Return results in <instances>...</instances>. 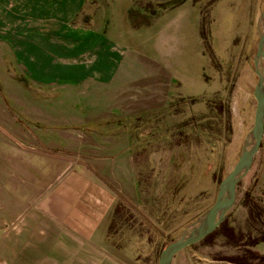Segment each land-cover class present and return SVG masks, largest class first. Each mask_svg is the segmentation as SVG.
<instances>
[{"label":"rangeland","instance_id":"1","mask_svg":"<svg viewBox=\"0 0 264 264\" xmlns=\"http://www.w3.org/2000/svg\"><path fill=\"white\" fill-rule=\"evenodd\" d=\"M263 1L89 0L84 13L106 12L110 38L127 49L115 94L97 81L94 94L76 87L83 78L73 85L27 76L0 44V204L14 203L17 226L71 166L79 171L73 183L95 177L127 204L126 218L112 217L125 264H159L164 244L214 204L220 183L211 170L233 169L254 125ZM219 100L231 106V131ZM181 152L186 160L176 171L170 158ZM175 184L183 201L168 207ZM256 205L259 222L251 217ZM228 214L246 235L240 245L218 235L183 249L173 264H264V241L252 244L264 234V138Z\"/></svg>","mask_w":264,"mask_h":264},{"label":"crops","instance_id":"2","mask_svg":"<svg viewBox=\"0 0 264 264\" xmlns=\"http://www.w3.org/2000/svg\"><path fill=\"white\" fill-rule=\"evenodd\" d=\"M88 1L0 0V29L8 30L0 44L8 59L43 82L76 85L83 78L76 87L88 93H96V86L117 93L124 85L113 88L112 80L127 49L110 38L106 12L95 13L92 6L91 14L84 13ZM84 15H91L89 21ZM158 93L153 92L155 99ZM118 159L114 170L121 174ZM78 172L70 166L47 184L18 226L14 203L0 204V264H125L126 251L111 229L115 196L95 177L73 183Z\"/></svg>","mask_w":264,"mask_h":264},{"label":"water","instance_id":"3","mask_svg":"<svg viewBox=\"0 0 264 264\" xmlns=\"http://www.w3.org/2000/svg\"><path fill=\"white\" fill-rule=\"evenodd\" d=\"M259 38L253 69L258 76L254 89L257 100L254 125L245 139L233 169L222 179L214 204L184 228L162 251L159 264H173L175 255L214 232L224 221L237 199V186L251 169L264 138V1L258 18Z\"/></svg>","mask_w":264,"mask_h":264},{"label":"trees","instance_id":"4","mask_svg":"<svg viewBox=\"0 0 264 264\" xmlns=\"http://www.w3.org/2000/svg\"><path fill=\"white\" fill-rule=\"evenodd\" d=\"M196 1H201V0H196ZM202 34L203 36H205V32L204 30H202ZM229 101V100H228ZM217 108L219 109V111L223 114H225L226 116V120H227V124H226V127L228 128V130L232 129V125H231V117H232V110H231V106L230 104L228 103L226 105V101L224 100H219L217 102ZM185 154L184 153H177L176 155L173 154L170 158V163L171 165L173 166V168L176 170V171H179L183 168L184 166V163H185ZM225 177V175L221 172V170L219 168H214L211 170V178L216 181L217 183H221L222 179ZM170 187V185H169ZM168 187V188H169ZM181 185L179 184H175L173 186V190H171V195L168 196L167 194V201H166V205L169 206H175L176 207V204H181L182 201H183V196L184 195H181ZM171 188V187H170ZM169 188V189H170ZM169 192V191H167ZM182 200V201H181ZM129 208L127 206V204L125 202H123L121 199L117 200L115 202V205H114V209H113V216H117L119 218H126V213L129 212ZM229 215V214H228ZM228 215L226 216V218L224 219V221L217 227V229L212 232L211 234H209L208 236H206L205 238H203L202 240L200 241H208V242H212L214 241V239L216 238V236L218 235H222L226 238V240L230 243V244H233V245H240L241 242L244 240V237L246 236L243 232L239 231L236 229L235 226H232L229 224L228 222ZM261 215V211L259 209V207L256 205L255 207L253 206L252 210H251V217H252V220L253 221H258L259 222V217ZM141 223H143V221H141ZM113 225H112V222H111V229H112ZM138 232L141 234H143L142 231H140L138 229ZM154 231H151V233H153ZM154 235V234H153ZM151 240L150 241H153L152 239V235L150 236ZM175 237H172L171 240L169 242H166L162 248V250L174 239ZM261 241H264V234L263 236H261L260 238L256 239L255 242H253L252 244L255 245ZM193 245V244H192ZM247 245H250L249 244V241L247 242ZM161 250V251H162ZM161 254V253H160ZM260 259L262 258L263 262H264V256H260L259 257ZM229 259L232 261V262H237V263H243V261L235 258V257H229Z\"/></svg>","mask_w":264,"mask_h":264}]
</instances>
